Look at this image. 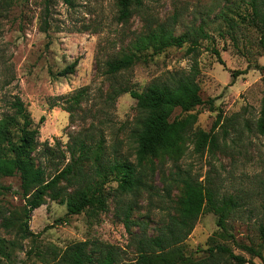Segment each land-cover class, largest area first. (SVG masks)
<instances>
[{
    "label": "rangeland",
    "instance_id": "1",
    "mask_svg": "<svg viewBox=\"0 0 264 264\" xmlns=\"http://www.w3.org/2000/svg\"><path fill=\"white\" fill-rule=\"evenodd\" d=\"M130 9L125 20L116 21L115 0H0V119L6 120L10 140L16 141L21 125L20 115L9 108L17 96L33 124L40 115L44 117L38 127V141L56 144L64 152L62 159H40L47 173L68 160L65 146L75 135L85 137L88 143L102 137L103 160L121 156L133 161L131 131L138 114L135 100L128 93L120 94L112 103L105 99L110 79L102 74V63L143 32L149 16L170 25L176 35L202 23L208 38L194 51L186 52L187 43L167 47L115 77L117 82L140 91L152 79L167 80L195 62L204 103L193 109L196 120L192 129L208 131L217 113L223 118L214 126L217 145L211 151L206 147L196 151L189 134L177 150L144 163V186L135 193L130 218L144 223L147 233L153 234L168 214L175 212L182 189L180 179L188 175L218 196H234L239 203L227 218L229 231L238 242L257 243L264 185V134L256 129L264 93V21L252 16L249 0H139L138 4L132 2ZM75 58L72 73L57 75ZM230 70L240 72L232 82ZM81 87H86L87 97L69 114L62 109V96ZM207 99H212L210 105ZM180 115L174 108L170 118ZM222 122L225 131L221 130ZM0 153L10 155L4 144ZM91 166L87 162L83 169L90 172ZM0 183L9 187L0 195V210H20L23 198L18 177H1ZM114 186L108 182L104 189ZM115 206L110 194L104 210L89 207L67 216L63 204L46 197L31 211L28 227L38 233L35 244L39 249L96 239L118 246L125 252L124 258H132L133 246L128 244L120 218L114 215ZM136 228L131 227L133 232ZM218 232L216 216L203 211L181 249L199 256L201 249L223 242L248 257L229 240L218 237ZM0 235L15 238L1 226ZM16 240L21 248L0 264H43L38 257L25 254L30 247L28 240ZM261 254L264 259V245ZM252 261L261 264L256 257Z\"/></svg>",
    "mask_w": 264,
    "mask_h": 264
},
{
    "label": "trees",
    "instance_id": "2",
    "mask_svg": "<svg viewBox=\"0 0 264 264\" xmlns=\"http://www.w3.org/2000/svg\"><path fill=\"white\" fill-rule=\"evenodd\" d=\"M132 2L138 4L139 0H115L116 21L125 20L131 14ZM249 6L252 16L264 21L262 0H249ZM206 38L208 34L202 23L176 35L170 25L156 22L149 16L145 20L143 32L137 34L118 55L107 57L103 61L102 74L110 79L105 99L112 103L120 94L128 93L135 100L138 114L131 131L134 142L133 161L121 156L103 160L102 137L88 143L85 137L75 135L71 137V143L65 146L68 160L61 168L55 167L54 172L47 173L40 159L44 157L50 162L53 156L62 159L64 152L56 144L48 145L38 141V127L44 117L40 115L33 124L23 102L19 97H13L9 108L20 115L21 125L16 141H12L6 120L0 119V145L4 144L5 149L10 152V155L0 153V178L14 175L18 177L23 206L20 210H0V226L11 231L15 237L6 238L0 235V262L2 259H9L13 250L20 249L16 239H23L30 242L25 254L38 257L43 264H255L253 257L264 264L261 254V247L264 245V185L260 192L261 219L256 225L257 243L238 242L229 231L227 218L234 213L239 203L234 196H218L200 180L188 175L180 179L182 189L176 200L175 212L168 214L166 222L156 227L153 234L147 233L144 223L130 218L135 193L144 186V163L151 157L177 150L189 134L194 138L196 151L205 147L211 151L217 145L214 126L222 117L217 113L208 131L192 129L196 120L193 109L204 103L199 94L195 62L187 71L172 73L167 80L152 79L140 91L117 82L115 77L136 63H145L167 47H180L187 43L186 52L190 53ZM214 53L217 54L215 50ZM76 63L77 58L65 65L57 75L72 73ZM238 73L240 72L237 70H230V82ZM62 97L65 103L62 109L71 114L87 97L86 87L78 88ZM207 102L210 105L212 99H207ZM174 108H178L182 115L170 118ZM220 126L225 131L223 122ZM256 129L264 134V93ZM87 162L92 163L90 172L83 169ZM108 182H114L115 186L105 190L104 186ZM8 189V186L0 183V195ZM110 194L116 204L114 215L120 218L128 235V244L133 246L132 258H124L125 252L118 246L96 239L73 241L63 248L50 244L44 249L37 247L35 243L38 233L31 232L28 220L31 211L41 205L46 197L63 204L64 214L68 216L89 207L104 210L105 199ZM203 211H210L216 216L218 237L229 240L248 257L235 253L223 242H215L201 249L202 255L199 256L182 251L181 243ZM132 226L137 227L136 232H133Z\"/></svg>",
    "mask_w": 264,
    "mask_h": 264
}]
</instances>
